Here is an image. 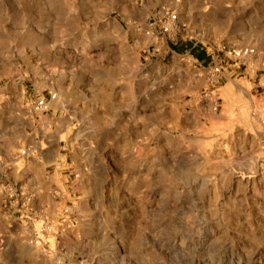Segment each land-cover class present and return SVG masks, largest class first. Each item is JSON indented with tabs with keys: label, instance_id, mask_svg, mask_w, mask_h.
I'll use <instances>...</instances> for the list:
<instances>
[{
	"label": "rangeland",
	"instance_id": "374dc122",
	"mask_svg": "<svg viewBox=\"0 0 264 264\" xmlns=\"http://www.w3.org/2000/svg\"><path fill=\"white\" fill-rule=\"evenodd\" d=\"M0 264H264V0H0Z\"/></svg>",
	"mask_w": 264,
	"mask_h": 264
},
{
	"label": "built area",
	"instance_id": "2783aa9c",
	"mask_svg": "<svg viewBox=\"0 0 264 264\" xmlns=\"http://www.w3.org/2000/svg\"><path fill=\"white\" fill-rule=\"evenodd\" d=\"M176 18H177V15L175 13H171L169 9L163 8L162 10V31L163 33H167L170 31V28H171L170 24H172ZM46 106H47V103H46V99L44 98L37 99L35 102V108L37 110H43Z\"/></svg>",
	"mask_w": 264,
	"mask_h": 264
},
{
	"label": "bare ground",
	"instance_id": "6f19581e",
	"mask_svg": "<svg viewBox=\"0 0 264 264\" xmlns=\"http://www.w3.org/2000/svg\"><path fill=\"white\" fill-rule=\"evenodd\" d=\"M209 104V103H208ZM159 242V241H158ZM160 245H161V243H160ZM167 245V244H166ZM159 247V246H158ZM176 247V246H175ZM165 249V248H164Z\"/></svg>",
	"mask_w": 264,
	"mask_h": 264
}]
</instances>
